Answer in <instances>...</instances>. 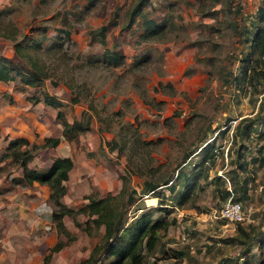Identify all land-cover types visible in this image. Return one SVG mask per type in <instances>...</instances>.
<instances>
[{
  "label": "rangeland",
  "instance_id": "obj_1",
  "mask_svg": "<svg viewBox=\"0 0 264 264\" xmlns=\"http://www.w3.org/2000/svg\"><path fill=\"white\" fill-rule=\"evenodd\" d=\"M260 5L264 0H0V28L14 27L17 40L36 43L48 74L35 86L23 85L18 76L0 82V153L16 136L37 144L58 137L57 145L39 148L27 165L41 168L54 156H68L72 166L60 201L74 212L87 196L117 193L121 175L139 196L125 220L138 206L164 202V218L174 221L158 230L142 264H217L220 258L238 264L243 245L224 242L235 236L237 222L212 211L225 201L220 192L238 197L242 186L247 199H239L245 216L238 223L254 235L243 257L258 264L264 259V76L258 93L247 79L232 83L231 77ZM110 52L119 55L116 62L105 59ZM12 54L11 41L0 36V56ZM42 91L61 100L67 121L87 128L62 135L55 109L27 99ZM256 111L258 118L245 125L241 118ZM110 140L118 142L116 149L109 148ZM171 174L160 199L142 193L147 179L160 183ZM19 175L16 164L0 161V264H42L58 241L65 244L49 264H77L100 242L101 230L87 234L86 216L77 212L78 224L62 218L72 239L57 232L46 186L13 184ZM188 185L193 189L177 204ZM124 198L116 199L118 206ZM171 251L182 254L175 258Z\"/></svg>",
  "mask_w": 264,
  "mask_h": 264
},
{
  "label": "trees",
  "instance_id": "obj_2",
  "mask_svg": "<svg viewBox=\"0 0 264 264\" xmlns=\"http://www.w3.org/2000/svg\"><path fill=\"white\" fill-rule=\"evenodd\" d=\"M145 1V0H139ZM140 2L135 5L132 13L140 10ZM113 23V21H111ZM148 27L153 25L152 21H147ZM150 24V25H149ZM105 26L99 27V33L102 36ZM245 33H250L249 37H245L247 47L245 52L238 58V64L236 67V73L232 75V83H237L239 80L244 81L247 79V85L251 88L253 93H258L256 90V83H260V79L264 76V5H260L256 8L255 22H252L251 28H248ZM16 29L10 26H3L0 28V36L11 41L12 56H0V82H7L13 80L16 76L19 77L23 85L35 86L42 81L43 78H48L46 65L39 57H37L38 45L34 42L24 43L23 40H17L15 38ZM65 36L66 31L62 32ZM105 59L109 62H116L119 59V55L115 52L106 53ZM253 78L255 83H251ZM51 84L55 85L56 80H49ZM65 82V81H64ZM65 85L73 89L71 83L65 82ZM236 85V84H234ZM32 102L41 101L43 104L55 109V118L61 125V134L64 135L69 132H79L87 128L85 125H79L78 123L69 122L66 120L63 111L61 110V100L55 96L46 92H41L40 95H31L27 97ZM71 101H76L75 96L71 98ZM258 118V112L256 111L253 116L248 118H241L247 121L245 125ZM246 132V130L244 128ZM219 131V130H218ZM235 131L239 132L238 125H236ZM59 142L58 137H44L42 142L30 143L24 136H16L9 139L2 153H0V161L3 159H9L13 164H16L20 168V175L12 177L13 184L31 185L33 182L44 185L47 188V200L52 205L50 211V220L53 222L55 230L63 235L68 236L69 240L72 236L69 235L65 229L62 218L69 216L74 219L75 214L78 212L86 216L83 222V231L87 234L91 229L101 230L100 242L95 244L88 255L81 259L77 264H96L97 261L108 259L107 264H142L146 254L151 253L156 242L159 239L158 230H165L167 226L174 221V219L166 220L163 216L168 211L166 206H163L164 202H159L154 206H138L134 209L132 217L125 220V212L128 207L136 205L139 196H135L134 189L128 184L125 175L120 176V187L117 193L111 194L107 192L101 197H89L87 196V202L82 204L75 212L64 205L60 201V197L64 194L63 182L67 179L68 171L72 166L71 159L68 156H54L51 158L50 163L41 168H32L27 165L31 160L32 155L39 148L53 147ZM110 149H116L118 142L116 140L108 141ZM112 144V145H111ZM207 144L204 143L198 151L205 148ZM237 157L241 155L239 151L236 153ZM189 156V153L183 156V159L176 167L175 177L181 175V167L188 161L185 159ZM205 158V157H204ZM203 158V160H204ZM184 162V163H183ZM239 163H237L238 165ZM239 167V166H237ZM169 182V183H168ZM172 183V174L164 179L160 183H155L150 179L143 182L145 187L142 193H149L153 198L160 199L164 193L161 185H165L166 188ZM184 187V186H183ZM182 187V188H183ZM191 186H185L180 190L178 194L177 204L182 203L188 196L189 191L193 189ZM242 186H239L238 197H232L234 200L243 198L247 199L246 193L243 192ZM140 193V194H142ZM125 195L123 206H118L116 199L122 195ZM221 199L226 200L229 196L228 190L220 192ZM137 211V212H136ZM157 213V216H153ZM75 224H78L73 220ZM235 236L224 239L225 243L239 242L243 245L242 256L238 258L236 262L238 264H248V261L243 257V254L250 253L252 246V240L254 238L253 233L249 228H245L236 221ZM259 241V239L257 240ZM65 242L58 241L52 245L49 251L43 255L42 264H49L51 254L58 251ZM178 258L182 253L173 252ZM178 256V257H177ZM228 259L220 258L217 264H234L227 263ZM258 264H264V259L258 261Z\"/></svg>",
  "mask_w": 264,
  "mask_h": 264
},
{
  "label": "built area",
  "instance_id": "obj_3",
  "mask_svg": "<svg viewBox=\"0 0 264 264\" xmlns=\"http://www.w3.org/2000/svg\"><path fill=\"white\" fill-rule=\"evenodd\" d=\"M212 212L219 219L233 222L241 221L245 216L241 202L234 200L231 195L218 208H214Z\"/></svg>",
  "mask_w": 264,
  "mask_h": 264
},
{
  "label": "crops",
  "instance_id": "obj_4",
  "mask_svg": "<svg viewBox=\"0 0 264 264\" xmlns=\"http://www.w3.org/2000/svg\"><path fill=\"white\" fill-rule=\"evenodd\" d=\"M230 195H231V193H230ZM232 196V195H231Z\"/></svg>",
  "mask_w": 264,
  "mask_h": 264
}]
</instances>
